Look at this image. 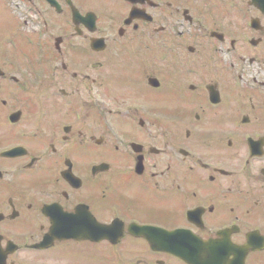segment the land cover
I'll list each match as a JSON object with an SVG mask.
<instances>
[{
	"label": "flooded vegetation",
	"instance_id": "af4514ba",
	"mask_svg": "<svg viewBox=\"0 0 264 264\" xmlns=\"http://www.w3.org/2000/svg\"><path fill=\"white\" fill-rule=\"evenodd\" d=\"M0 264H264V0H0Z\"/></svg>",
	"mask_w": 264,
	"mask_h": 264
},
{
	"label": "rangeland",
	"instance_id": "374dc122",
	"mask_svg": "<svg viewBox=\"0 0 264 264\" xmlns=\"http://www.w3.org/2000/svg\"><path fill=\"white\" fill-rule=\"evenodd\" d=\"M5 17H7V16H5Z\"/></svg>",
	"mask_w": 264,
	"mask_h": 264
}]
</instances>
